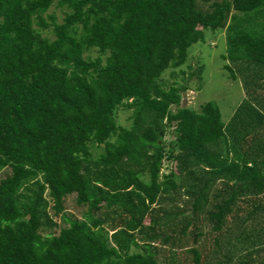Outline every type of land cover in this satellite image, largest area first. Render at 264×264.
Instances as JSON below:
<instances>
[{
  "label": "trees",
  "instance_id": "16d2710c",
  "mask_svg": "<svg viewBox=\"0 0 264 264\" xmlns=\"http://www.w3.org/2000/svg\"><path fill=\"white\" fill-rule=\"evenodd\" d=\"M207 30L224 33L222 75L245 85L264 73V0H0V264H158V238L202 264V217L216 248L227 221L231 250L243 232L250 261L264 248V223L248 219L264 216V169L237 161L214 101L193 109L186 83H160Z\"/></svg>",
  "mask_w": 264,
  "mask_h": 264
},
{
  "label": "rangeland",
  "instance_id": "374dc122",
  "mask_svg": "<svg viewBox=\"0 0 264 264\" xmlns=\"http://www.w3.org/2000/svg\"><path fill=\"white\" fill-rule=\"evenodd\" d=\"M48 13L53 14L54 20L56 22L61 21L62 11L60 8L55 7L52 5L48 11ZM46 23H49L48 18L46 15H43ZM36 27V24L34 25ZM44 34V33H43ZM206 36L203 37L202 40L197 41L194 44H191L187 50V55L190 53L193 47H197L198 54L200 55V61L197 63L198 54L188 55L186 60L182 63L181 66L176 68L169 67L162 71L160 75V83L164 87H168L169 85H177L186 83L189 86V89L182 92L181 104L191 107L193 109H197V107L206 100L214 101L218 108L222 110L226 109V106L230 105L236 99L237 87L235 83H232V79H227V81L231 82V85H226L223 78L220 77V72L224 74L225 72L221 70L220 66L223 64V60L221 59V45L219 42L215 40L212 36L215 35L213 32L208 31L206 32ZM209 45V46H208ZM213 46V47H210ZM180 69V70H178ZM183 71V72H182ZM234 72H236L234 68ZM237 79L239 80L240 74L237 73ZM199 81V82H198ZM241 81V80H240ZM228 82V83H230ZM202 84L200 91L197 92L196 86L198 84ZM173 108V106H172ZM130 115L131 109H126L123 107H119L116 109L115 112V122L117 125L120 126H129L130 124ZM172 139L170 133H166L163 136V141L167 143ZM97 149H93V155H96ZM174 165L173 161H163L161 165V169L163 173H165L170 167ZM8 172V168L5 167L0 170V178L5 176ZM21 194L24 197V189L20 190ZM43 195V194H42ZM23 198H17V204L23 202ZM64 208L65 211L73 213L75 216L79 215L81 212V208L75 204L74 195H67L64 200ZM189 209H186L187 214L185 216H180V221H184L186 218L189 219L192 215L188 213ZM243 213V211H241ZM202 215V213H201ZM183 218V219H182ZM249 221L254 223V226L259 228L256 223L262 224L264 223V216L258 215L253 213L251 217H248ZM57 220V218H56ZM58 221V220H57ZM146 221V219H145ZM227 221V220H226ZM63 223H58V226H63ZM181 222L178 223L174 228V231L177 233ZM228 226V228H226ZM210 222L206 219V217H202L201 219V229L203 231V236L200 237L199 242L195 245L197 248L200 261L202 264H236L238 260H244L248 258L247 252H240L236 249V246L239 244L238 241L231 240L232 243H235L236 246L231 248L229 247V241H225L228 235H225L229 231L232 232L231 227L232 224L228 221L226 225L223 227V230L218 235V248L213 243L214 235H216L213 231L210 230ZM241 229V227L239 226ZM245 230V228H243ZM235 231V230H233ZM245 232L241 233L244 234ZM186 235H190L186 233ZM254 236L252 235V238ZM186 240V243L183 245H191L190 242L191 238H182ZM206 247L210 248V250H206ZM133 250H140L139 248ZM151 250L154 251L153 254L155 256L156 261L158 264H193L191 260V254L186 252L185 250H181L175 248L174 250L171 249L168 243L162 244L160 238L156 242L151 245ZM253 254V253H252ZM254 257H252L253 259ZM246 260H244L246 262ZM248 264L250 258L247 260Z\"/></svg>",
  "mask_w": 264,
  "mask_h": 264
},
{
  "label": "crops",
  "instance_id": "0c3cea01",
  "mask_svg": "<svg viewBox=\"0 0 264 264\" xmlns=\"http://www.w3.org/2000/svg\"><path fill=\"white\" fill-rule=\"evenodd\" d=\"M205 36L206 31H205ZM215 38L217 42L221 45V54L224 51V33L223 31H218L215 35L212 36ZM196 43V42H195ZM209 46V45H208ZM213 47V46H210ZM197 47H193L189 53V55L198 54ZM198 54V58H199ZM221 68V66H220ZM179 70V69H178ZM221 78L226 82L225 84L229 86L231 85L230 81H227L226 76L219 74ZM238 77V76H237ZM237 79V78H236ZM235 80V79H234ZM232 79V83H235L237 87V93H236V99L234 102H232L230 105L226 106L225 110H220V117L221 120L225 126L224 133L226 135L227 141L232 143V139L236 137V141H233V145L235 148L239 151V157L242 159L237 160L236 157H234L233 153L230 151L228 152V159L234 158L237 160L240 164L243 162L246 163V165H249L250 162H255L256 165L260 166L261 169H264V73L261 72L259 77L255 81H251L248 84H245L242 82V78L239 80L234 81ZM241 80V81H240ZM230 82V83H228ZM201 85L202 84H198ZM200 88L197 90L200 91ZM248 102L250 107H254L257 109L262 115H256V113L247 105L245 104L243 107V110L239 113V115L236 117L235 120H233V115L235 114V111L237 107L242 105V102ZM239 107V108H240ZM263 116V119H262ZM240 123L245 124V126L239 127L237 121ZM247 135V136H246ZM245 136V137H243ZM230 150V149H229ZM216 192V189L214 187H210L208 189V193ZM210 198V196H209ZM258 198H260L262 204L264 205V192H262ZM242 197H239V205H242V203H246L248 201L241 200ZM241 209V208H240ZM241 216V215H240ZM243 217H241L242 219ZM241 223H244L243 220H239V226L241 227ZM249 237V239H252ZM247 236L245 234H240L236 236L238 238L239 244L237 247V250L244 253L246 252V244H243L241 240H244ZM259 248L258 251H256ZM206 250H210V248L206 247ZM253 254H251V261H249V264H258V261L261 259H264V248H262L260 245H253L252 248H250ZM257 252H260L256 254ZM252 257H254L252 259ZM249 258H247L248 260ZM246 260V259H244ZM244 260H238L236 264H248L247 260L246 262Z\"/></svg>",
  "mask_w": 264,
  "mask_h": 264
},
{
  "label": "built area",
  "instance_id": "2783aa9c",
  "mask_svg": "<svg viewBox=\"0 0 264 264\" xmlns=\"http://www.w3.org/2000/svg\"><path fill=\"white\" fill-rule=\"evenodd\" d=\"M161 171H162V169H161ZM163 172V171H162Z\"/></svg>",
  "mask_w": 264,
  "mask_h": 264
}]
</instances>
